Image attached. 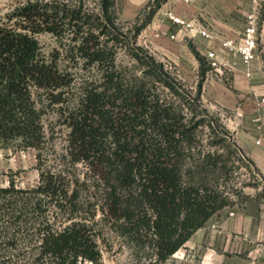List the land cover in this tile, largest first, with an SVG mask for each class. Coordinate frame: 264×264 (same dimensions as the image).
Returning <instances> with one entry per match:
<instances>
[{"label": "trees", "instance_id": "1", "mask_svg": "<svg viewBox=\"0 0 264 264\" xmlns=\"http://www.w3.org/2000/svg\"><path fill=\"white\" fill-rule=\"evenodd\" d=\"M141 30L123 29L117 0H27L0 17V147L42 149L53 110L71 166L0 186V264H99L106 225L164 264L241 194L237 144ZM41 33L58 40L49 54Z\"/></svg>", "mask_w": 264, "mask_h": 264}, {"label": "rangeland", "instance_id": "2", "mask_svg": "<svg viewBox=\"0 0 264 264\" xmlns=\"http://www.w3.org/2000/svg\"><path fill=\"white\" fill-rule=\"evenodd\" d=\"M161 2L163 0H117V10L123 29L132 33L136 27H142L137 44L144 47L157 60H159V53H154L156 46L153 42L155 37L153 20ZM23 4L21 1L16 4L11 2L3 10H0V17L13 12ZM258 18L260 29L256 59L252 66L253 72L255 71L252 79L253 87L250 89L248 86L242 87L238 84L239 90L236 89V93L238 92L240 95L237 107H230L223 102V98L227 95V89L235 90L233 77L229 72L221 73L213 69L207 63L205 55L198 59L197 68L193 63L177 67L170 56L162 61L192 96L201 90L199 109L202 114L206 115L208 120H212L215 125H224L238 146L236 160L239 168L235 173L234 182L241 190V194L236 196L234 204L229 206L231 208L230 216H235L236 207L240 206L247 196L245 192H253L264 197V102H262L264 98V0L259 1ZM145 31H148L146 36L144 35ZM150 34H152V38L149 37ZM37 37L42 44L43 51L47 54L58 45L57 38L50 33H41ZM190 48L194 50L192 46ZM119 59L125 64H133L132 58L124 50H120ZM81 72L78 73L79 76ZM249 97L252 103H244L250 99ZM198 116L200 117L199 114ZM45 128L48 139L42 149L22 148L17 142H13L8 147H0V186L7 185L11 180H14L19 186L28 187L37 181L42 169L68 171V168H71L63 156L67 145V128L53 110H49L45 115ZM209 130L210 128L206 127L204 136L209 134ZM235 134L243 137L251 136L255 140V145L261 149L256 157L251 158L247 155L235 141ZM76 172L83 174L82 164H77ZM85 214H89L88 211ZM210 229L206 233L195 232L185 247L176 252L164 264H192L203 261V254L200 253L198 244H203L205 239L208 241L207 238L211 237L210 235L217 228L211 226ZM100 233L98 243L102 258L99 264L147 263L146 254L143 251L134 250L124 237L110 228V225L104 226ZM203 234L204 239L202 240ZM82 264L95 263L85 261Z\"/></svg>", "mask_w": 264, "mask_h": 264}, {"label": "crops", "instance_id": "3", "mask_svg": "<svg viewBox=\"0 0 264 264\" xmlns=\"http://www.w3.org/2000/svg\"><path fill=\"white\" fill-rule=\"evenodd\" d=\"M18 1L25 3L27 0H0V10L11 2L16 4ZM253 8V0H163L153 20V42L156 46L154 53H159L160 61L170 56L177 67L193 63L197 68L200 57L205 55L209 63L208 52L217 51L218 60L228 61V65L221 64L213 69L221 73L229 72L235 83V90L227 89L223 102L230 107H237L240 95L236 93V89L239 90L238 84L251 89L255 71L248 76L241 57L228 53L223 42L240 38L246 18ZM169 13L192 24V27L176 23L169 17ZM199 27L211 32L214 38L203 36L198 31ZM147 33L145 31L144 35ZM247 102L252 103L251 98L244 103ZM234 137L251 158L256 157L261 150L251 136L235 134ZM245 193L247 196L236 207L235 216L229 215L231 208L227 206L198 230L206 233L211 230V226L217 228L207 238L208 241L205 239L203 244H198L203 261L192 264H264V197L253 192Z\"/></svg>", "mask_w": 264, "mask_h": 264}, {"label": "built area", "instance_id": "4", "mask_svg": "<svg viewBox=\"0 0 264 264\" xmlns=\"http://www.w3.org/2000/svg\"><path fill=\"white\" fill-rule=\"evenodd\" d=\"M259 1L260 0H253L254 8L248 14L246 18V24L244 30L239 39H227L223 42L224 49L227 50L228 53L233 55H238L241 57L247 71V75L251 76L253 70L252 66L256 59V51L258 47V36H259ZM169 17L174 20L176 23H180L182 25H186L187 27H192V24L186 23L184 20H181L178 17L169 13ZM198 31L205 36L206 38L213 39L214 36L211 32L204 28H198ZM175 37V36H172ZM219 53L217 51L211 50L208 52L207 57L209 58V64L212 67H219V65H228V61L220 62L218 60ZM264 102V98L262 99ZM233 214V213H232Z\"/></svg>", "mask_w": 264, "mask_h": 264}]
</instances>
